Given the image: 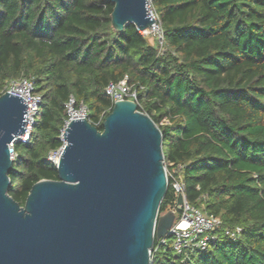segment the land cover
Here are the masks:
<instances>
[{"label": "trees", "instance_id": "1", "mask_svg": "<svg viewBox=\"0 0 264 264\" xmlns=\"http://www.w3.org/2000/svg\"><path fill=\"white\" fill-rule=\"evenodd\" d=\"M149 1L162 52L133 24L114 29L109 0H0V93L27 79L41 96L28 141L13 143L7 193L23 206L35 182L57 180L45 158L63 145L69 99L101 131L105 88L126 78L186 202L220 220L183 262L154 237L150 264H264V0ZM171 182L159 215L175 208Z\"/></svg>", "mask_w": 264, "mask_h": 264}, {"label": "water", "instance_id": "2", "mask_svg": "<svg viewBox=\"0 0 264 264\" xmlns=\"http://www.w3.org/2000/svg\"><path fill=\"white\" fill-rule=\"evenodd\" d=\"M111 24L139 31L153 23L148 0H109ZM25 100L0 94V264H150L174 210L158 215L168 186L162 135L133 100L114 101L102 130L70 118L57 180L35 182L20 206L8 193V145L23 135ZM176 197V205L182 202Z\"/></svg>", "mask_w": 264, "mask_h": 264}, {"label": "built area", "instance_id": "3", "mask_svg": "<svg viewBox=\"0 0 264 264\" xmlns=\"http://www.w3.org/2000/svg\"><path fill=\"white\" fill-rule=\"evenodd\" d=\"M149 15L153 18V23L150 27L145 30L140 31L142 35H152L156 38L159 44V52H162V45H163V34L160 26L159 19L154 14L153 10L148 6ZM9 92L11 94L20 96L22 99L25 100V104L27 105L26 108V125L25 131L23 135L17 136L9 145V156L11 160L14 159L16 153L13 148V143L15 141L27 142L29 139L30 131L35 121V115L37 114L39 105L41 103V96L35 92H33L32 83L27 79L21 80H12L9 81L4 90L1 92ZM105 92L109 95L111 100L118 101V100H133L136 102L135 92L131 90L130 86L127 84L126 78L122 79L118 83H109L106 88ZM0 93V94H1ZM68 119L65 121L64 126L73 118L72 116L79 117V118H86V109L83 106H80L78 109L73 108V99L70 98L69 102L66 104ZM69 107V109H68ZM63 126V128H64ZM63 128L61 129L60 137L62 139V132ZM63 146V145H62ZM62 146L54 151H50L46 156V160L51 161L55 165L59 160V156L61 154ZM164 162V161H163ZM167 179L168 176L172 179V187L174 188L175 196L177 197L178 194H182L183 199L180 205H176L175 199V208H178L180 214L178 218L174 219L173 224L168 229L167 235L170 238V245L173 249V252L181 257V262L189 257V255L196 249H204L208 241L210 239H215L214 231L219 227L220 220L218 217L205 214L201 212L199 209L190 206L184 197L183 194V185L176 180L172 174L167 172ZM175 208L172 209L175 212ZM240 229L235 228L234 230L226 229L225 235L229 236L232 239H235L239 236ZM165 236V237H166ZM159 238L161 243H164V238Z\"/></svg>", "mask_w": 264, "mask_h": 264}, {"label": "rangeland", "instance_id": "4", "mask_svg": "<svg viewBox=\"0 0 264 264\" xmlns=\"http://www.w3.org/2000/svg\"><path fill=\"white\" fill-rule=\"evenodd\" d=\"M147 3H148V6L150 7V1H149V0L147 1ZM68 109H69V107H68ZM163 164H164V166H165V168H166V163L163 162ZM158 215H159V214H158Z\"/></svg>", "mask_w": 264, "mask_h": 264}, {"label": "bare ground", "instance_id": "5", "mask_svg": "<svg viewBox=\"0 0 264 264\" xmlns=\"http://www.w3.org/2000/svg\"><path fill=\"white\" fill-rule=\"evenodd\" d=\"M74 118V116H72Z\"/></svg>", "mask_w": 264, "mask_h": 264}]
</instances>
